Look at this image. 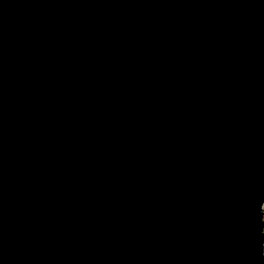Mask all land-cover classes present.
<instances>
[{
    "label": "water",
    "instance_id": "obj_1",
    "mask_svg": "<svg viewBox=\"0 0 264 264\" xmlns=\"http://www.w3.org/2000/svg\"><path fill=\"white\" fill-rule=\"evenodd\" d=\"M0 264H264V0H0Z\"/></svg>",
    "mask_w": 264,
    "mask_h": 264
}]
</instances>
